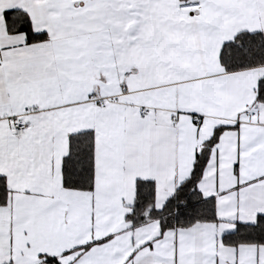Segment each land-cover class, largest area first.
<instances>
[{"label":"snow or ice","instance_id":"6c2138e0","mask_svg":"<svg viewBox=\"0 0 264 264\" xmlns=\"http://www.w3.org/2000/svg\"><path fill=\"white\" fill-rule=\"evenodd\" d=\"M0 264H264V0H0Z\"/></svg>","mask_w":264,"mask_h":264}]
</instances>
